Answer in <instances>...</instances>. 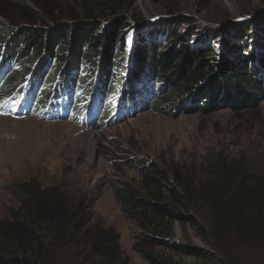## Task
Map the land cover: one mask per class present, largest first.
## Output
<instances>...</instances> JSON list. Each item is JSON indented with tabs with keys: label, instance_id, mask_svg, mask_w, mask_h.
I'll return each mask as SVG.
<instances>
[{
	"label": "trees",
	"instance_id": "obj_1",
	"mask_svg": "<svg viewBox=\"0 0 264 264\" xmlns=\"http://www.w3.org/2000/svg\"><path fill=\"white\" fill-rule=\"evenodd\" d=\"M71 1L57 17L54 0L0 2L4 106L94 127L99 115L115 125L147 108L167 113L180 86L186 89L183 110H202L226 96L258 108L264 99V33L244 38L251 26H234L218 42L215 31L201 39L199 26L179 34L180 26L195 23L175 5L171 15L175 8L180 15L147 22L129 12L137 0ZM110 16L108 26L103 18ZM218 43L222 62L206 60L199 47ZM198 53L204 56L195 60ZM135 167L141 184L123 181L116 198L138 228L134 249L151 264H264V171L207 180L209 193L198 196L177 171L157 163ZM10 188L19 205L0 220V264H131L121 233L95 222L94 199H76L62 185L45 186L36 177ZM187 223L211 247L179 240L177 225Z\"/></svg>",
	"mask_w": 264,
	"mask_h": 264
},
{
	"label": "rangeland",
	"instance_id": "obj_2",
	"mask_svg": "<svg viewBox=\"0 0 264 264\" xmlns=\"http://www.w3.org/2000/svg\"><path fill=\"white\" fill-rule=\"evenodd\" d=\"M70 5L71 0H54L53 17L65 14ZM173 5L195 23L193 28L180 26L179 34L196 31L199 26L203 30L201 39L204 33L210 36L215 31L220 42L237 25L251 26L244 38L250 31L261 36L264 33V0H137L129 12L141 13L147 22L167 20L180 15L177 8L171 15ZM112 19L110 16L103 21L110 26ZM40 21L37 23H43ZM4 22L11 24L6 19ZM2 29L0 26V33ZM195 44L194 40L190 43L193 50ZM218 44L199 47L206 60L220 58L222 62ZM202 55H195V60ZM214 79L216 83L221 81L216 75ZM235 81L231 80L232 87L241 90ZM180 87L179 94L166 103L167 108L174 107L167 113L147 108L115 125L99 122L87 127L73 119H46L37 114L20 117L0 108V220L19 205L10 185L36 177L45 186L62 185L76 199H94L95 222L121 233L122 250L131 264H151L134 249L138 228L116 198V187L123 181L141 184L135 165L157 163L177 171L198 196L209 193L213 178L221 181L232 172L264 171V99L257 102L258 108H251L225 95V101L219 98L216 104L202 105V110H196L195 105L183 110L181 96L186 89ZM200 87L206 89V83ZM176 233L179 240L211 247L189 223L177 225Z\"/></svg>",
	"mask_w": 264,
	"mask_h": 264
},
{
	"label": "bare ground",
	"instance_id": "obj_3",
	"mask_svg": "<svg viewBox=\"0 0 264 264\" xmlns=\"http://www.w3.org/2000/svg\"><path fill=\"white\" fill-rule=\"evenodd\" d=\"M23 117V116H22Z\"/></svg>",
	"mask_w": 264,
	"mask_h": 264
}]
</instances>
